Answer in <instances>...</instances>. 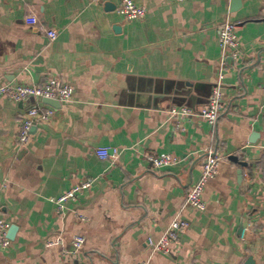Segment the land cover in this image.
Returning a JSON list of instances; mask_svg holds the SVG:
<instances>
[{
	"label": "crops",
	"instance_id": "1",
	"mask_svg": "<svg viewBox=\"0 0 264 264\" xmlns=\"http://www.w3.org/2000/svg\"><path fill=\"white\" fill-rule=\"evenodd\" d=\"M120 1L0 0V84L74 87L25 145L21 120L41 100L0 95V217L17 225L0 264H264V0L236 10L233 0H134L147 15L132 22L116 13ZM227 19L239 23L241 56L226 69L223 113L214 126L194 115L179 128L171 109L205 106L213 92ZM210 147L221 162L206 210L185 208L173 253H153L148 237L180 212ZM149 153L178 162L156 168ZM88 178L59 211L56 200ZM76 234L86 238L76 252L46 245L61 236L70 250Z\"/></svg>",
	"mask_w": 264,
	"mask_h": 264
},
{
	"label": "built area",
	"instance_id": "2",
	"mask_svg": "<svg viewBox=\"0 0 264 264\" xmlns=\"http://www.w3.org/2000/svg\"><path fill=\"white\" fill-rule=\"evenodd\" d=\"M116 13L124 20L132 22L143 19L147 15V8L143 5H139L134 0H121L116 7ZM26 21L29 24H35L38 21V17L34 15L27 16ZM238 27L239 23L231 19H227L220 26L219 45L221 49V58L216 85L208 103L205 106L193 108L183 105L173 107L171 109V113L173 115L180 117L177 127L181 128V121L194 115L204 117L212 126L217 123L224 110L223 84L226 69L231 63L236 62L241 56L240 41L237 34ZM47 34L52 40H55L58 35L55 30H48ZM0 95H4L17 102L25 101L31 97L41 100V102L32 106V108L29 109L28 114L21 120L18 132V143L20 145H25L30 138L32 127L38 123H47L54 116L56 108L43 103L42 100L44 98H54L60 100L61 102L68 101L74 95V87L70 83L58 77H51L49 80L41 84H0ZM96 153L102 159H109L113 157L108 147H98L96 149ZM146 158L156 168L172 166L178 162V159L169 153L160 155L149 153L146 155ZM220 162L221 156L214 148L210 147L206 153V159L203 164L201 175L188 190L180 212L173 218L167 229L158 239H155L152 236L148 237L147 244L150 246L153 253L161 252L166 255L173 253L172 246L181 240L184 231L190 225L189 221L181 215V212L185 208L190 207L198 211L206 210L207 203L204 199L205 188L209 180L214 178L218 173ZM93 181L94 179L92 178L85 179L61 195L56 200L58 210L63 211L67 201L77 200L80 195L92 185ZM77 216L82 220H87V217L84 214L77 213ZM9 227L10 223L5 218L0 217V245L3 248H7L11 243V239L8 236ZM85 242L86 238L83 234H76L70 240V250L65 248V241L61 236H58L55 239L47 240L46 245L48 247H64V252L68 254L72 251L76 252L81 250L84 247ZM138 264H149V262L143 261Z\"/></svg>",
	"mask_w": 264,
	"mask_h": 264
},
{
	"label": "water",
	"instance_id": "3",
	"mask_svg": "<svg viewBox=\"0 0 264 264\" xmlns=\"http://www.w3.org/2000/svg\"><path fill=\"white\" fill-rule=\"evenodd\" d=\"M107 5H109V3H107ZM240 5H241V0H233V7H232L233 10H236ZM43 101H44V103L51 105L55 108H58L61 106V101L58 99L44 98ZM230 157L232 159H235V160L237 159V157L235 155H231ZM16 232H17V225L14 224V225L10 226L9 231H8L9 238L14 239ZM245 264H256V262H255L254 258L251 256L248 258V260L246 261Z\"/></svg>",
	"mask_w": 264,
	"mask_h": 264
}]
</instances>
